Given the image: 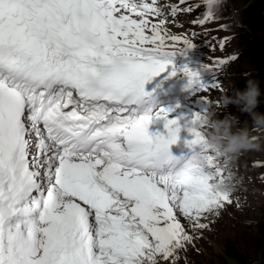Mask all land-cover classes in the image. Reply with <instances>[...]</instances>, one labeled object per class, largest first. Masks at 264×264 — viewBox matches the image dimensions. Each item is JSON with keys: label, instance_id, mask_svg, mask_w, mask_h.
I'll return each instance as SVG.
<instances>
[{"label": "snow or ice", "instance_id": "snow-or-ice-1", "mask_svg": "<svg viewBox=\"0 0 264 264\" xmlns=\"http://www.w3.org/2000/svg\"><path fill=\"white\" fill-rule=\"evenodd\" d=\"M150 16L157 0H0V264H177L179 217L204 230L232 204L211 156L205 173L169 153L177 121L147 134L145 84L192 47Z\"/></svg>", "mask_w": 264, "mask_h": 264}, {"label": "rangeland", "instance_id": "rangeland-1", "mask_svg": "<svg viewBox=\"0 0 264 264\" xmlns=\"http://www.w3.org/2000/svg\"><path fill=\"white\" fill-rule=\"evenodd\" d=\"M235 14L246 24V32H242L241 36L250 45H256L263 54L264 63V0H248L247 3L242 4L236 2L237 0H230ZM162 4H175L177 0H160ZM194 0H189L192 4ZM162 17H155L157 21L160 19L165 20L164 29L171 31L176 27V18H173L170 13L163 10ZM149 20L153 23L151 18ZM235 23L234 17L231 20ZM247 22V23H246ZM229 20L222 22H215L213 20L207 21L208 27V42H213L218 51H213L216 56L230 57L235 56L236 59L232 61L234 65L238 66V71L231 68L229 75L217 74L213 68L208 69L201 75L203 91L198 97L202 98V103L205 104L204 108H200V113L209 110V103L211 100L218 98L223 90H227L226 96L232 98L234 82L232 77L239 81L238 76H243L244 73L251 72L255 80L260 82L262 91V98L259 101L258 107L255 109L259 113L264 114V70L259 69L256 65L252 66L244 58V49L238 48L240 45L239 37L234 34V30L227 25ZM253 34L256 37L257 43L254 40H249L247 34ZM226 39V48L221 51L218 47L219 42ZM243 42V41H242ZM241 42V43H242ZM207 44L206 47L211 45ZM213 48V47H212ZM240 49V52H239ZM212 50V49H210ZM239 52V53H238ZM203 61V58H202ZM212 62V61H211ZM233 65V66H234ZM220 84L221 87L217 90L216 85ZM231 88L232 92H229ZM207 97V100L205 99ZM234 98V97H233ZM196 101V100H195ZM194 101V102H195ZM242 115L244 120H248L247 113H241L238 106L234 104L221 105L219 118L223 119L226 115ZM260 150L258 152H262ZM264 156V154L262 155ZM260 163L264 161L259 160ZM253 178L259 182L258 175L254 174ZM259 192L260 198L254 197V203L258 206L256 209L249 208L248 210L237 211L235 213L227 212L224 209L220 212V217L217 221V227L213 228L209 235H202L200 237V244L198 245L201 250L193 251L186 254L190 261L197 264H252L258 262V255L256 254L255 242V220L261 217L262 209H264V186L257 188L252 187ZM257 198V199H256ZM214 225V223H212ZM229 248V249H228ZM177 264H180L178 261Z\"/></svg>", "mask_w": 264, "mask_h": 264}, {"label": "clouds", "instance_id": "clouds-1", "mask_svg": "<svg viewBox=\"0 0 264 264\" xmlns=\"http://www.w3.org/2000/svg\"><path fill=\"white\" fill-rule=\"evenodd\" d=\"M250 74L247 72L243 76ZM226 92L225 89L218 98L212 99L209 110L196 115L191 121L189 128L200 135L197 143L187 146L190 154L185 159L184 169L210 172L211 156L212 162L224 173L222 179L214 182V191L231 195L239 181L230 170V165L242 152L264 150V114L255 111L262 96L258 80L248 79L245 89L237 92L234 98L227 97ZM229 103L238 106L241 113H247L249 119L241 121L236 115L220 119L221 105Z\"/></svg>", "mask_w": 264, "mask_h": 264}, {"label": "bare ground", "instance_id": "bare-ground-1", "mask_svg": "<svg viewBox=\"0 0 264 264\" xmlns=\"http://www.w3.org/2000/svg\"><path fill=\"white\" fill-rule=\"evenodd\" d=\"M191 49H195L196 50L195 53L198 56H201L203 58V53L201 51L197 50L195 47L188 49V51H192ZM178 50H180V49H178ZM205 53L211 57L214 56L213 54H211L209 52L205 51ZM169 58L173 59L177 63V68L180 70L179 74H183L184 69H187L189 72L194 73L198 78H200L201 74L204 72V69H203L204 65L203 64H207L204 60L202 62V60L199 58L195 59L193 51H192V60L189 59L187 57V55L179 54L177 52H174V54ZM179 74H177V75H179ZM149 83H151V88H153L156 91H159L160 94L169 92L172 89L176 88V86L174 84H172L171 82H169V80H167V79L150 80ZM150 101L154 102L155 104L158 102L157 99H154L151 97H150ZM147 115L149 117L148 128L152 129V131H153L155 118H154V116H151L148 113H147ZM159 131H160V129H159ZM251 151H252L251 155L253 156V158L260 159V157L264 154V151H262V152H258V151H254V150H251Z\"/></svg>", "mask_w": 264, "mask_h": 264}, {"label": "trees", "instance_id": "trees-1", "mask_svg": "<svg viewBox=\"0 0 264 264\" xmlns=\"http://www.w3.org/2000/svg\"><path fill=\"white\" fill-rule=\"evenodd\" d=\"M239 1L245 2V0H239ZM245 58L248 61V63H250L252 66L256 65L259 69L264 70L263 54L262 51L259 50L256 45L253 46L251 49H247L245 51ZM251 75L253 74L251 73L248 76H242L239 78L238 88L236 89L238 92L243 91L245 89L246 82L248 79H254V77H250ZM260 91H261V87H260ZM255 234L256 237H255L254 247L256 254L258 255L257 258L260 264H264V209H262L261 217L257 221Z\"/></svg>", "mask_w": 264, "mask_h": 264}]
</instances>
